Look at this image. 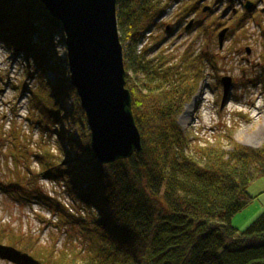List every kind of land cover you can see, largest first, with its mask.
I'll return each instance as SVG.
<instances>
[{
  "label": "trees",
  "instance_id": "obj_1",
  "mask_svg": "<svg viewBox=\"0 0 264 264\" xmlns=\"http://www.w3.org/2000/svg\"><path fill=\"white\" fill-rule=\"evenodd\" d=\"M116 4L126 88L132 95L142 151L100 165L70 77L48 58L52 44L45 48L52 35L63 38L61 24L40 0H0V40L55 73L51 85L45 80L47 69L28 73L37 83L30 92L29 122L38 127L42 139L55 136L61 153L53 154L43 143L34 156L40 173L64 185L77 213L87 212L82 218L53 203L55 228H69L66 233L72 238L76 228L82 238L78 246L67 244L59 252L41 255L31 239L23 238L0 245V257L16 264H264V212L243 231L232 224L233 217L254 200L250 185L264 177V145L243 146L227 131L213 144L192 146L177 118L201 82L199 56L186 52L179 64L170 65L162 55L147 59L145 50L137 54L144 32L168 4L163 0ZM29 22L35 23L33 28ZM73 94L76 101H70ZM69 101L72 111L65 110ZM65 119L75 128L61 127ZM224 140L231 143L229 150L223 147ZM10 155L18 165L16 154ZM25 167L28 179L38 178V172ZM17 172L15 182L0 185L14 188L11 194L17 193L19 199L25 191Z\"/></svg>",
  "mask_w": 264,
  "mask_h": 264
},
{
  "label": "rangeland",
  "instance_id": "obj_2",
  "mask_svg": "<svg viewBox=\"0 0 264 264\" xmlns=\"http://www.w3.org/2000/svg\"><path fill=\"white\" fill-rule=\"evenodd\" d=\"M163 1L168 4L167 9L144 32L137 46V54L145 50L147 59L162 55L170 65L179 64L186 52L199 56L196 60L199 66L201 63V82L177 118L191 145L213 144L231 131L235 142L250 148L262 147L264 0ZM246 3L253 5L248 11ZM240 20L243 22L240 23ZM18 21L23 23L21 19ZM29 24L33 28L35 23ZM224 30L228 31L221 45L218 37ZM57 36L52 35L45 48L52 44L54 50L50 51L48 58L52 64L63 67L69 76L64 32L63 38ZM49 68L46 64L37 65L25 51L0 40V184L15 182V174L19 171L23 178L20 183L25 191L24 198L18 199L17 193L11 194L14 188L0 185V245L6 246L23 238L31 239L33 249L41 255L52 250L59 252L67 244L78 246V238L82 239L74 227L71 230L74 238L67 235L66 229L69 228L63 231L55 228L57 214L53 203L64 205L82 218L87 215L85 210L76 212L62 183L57 184L40 173L41 165L34 157L41 152L43 143L49 146L53 154L61 156L56 137L49 140L44 135L42 139L38 127L29 122L30 92L36 89L37 83L28 73L40 74L43 69L48 72ZM224 77L232 80L226 100L222 83ZM45 80L53 84L55 73L49 71ZM75 96L73 94L70 101H76ZM70 101L66 103L65 110L72 111ZM67 119L61 122V127L75 128ZM222 144L227 150L231 148L228 140ZM63 148L68 149L69 145L64 144ZM10 152L16 154L18 165ZM62 159L66 160L64 156ZM27 164L38 172L37 179H28L25 171ZM40 192L42 197L38 195ZM249 194L254 195H251L254 200L232 219L233 226L240 231L264 212V177L250 185ZM0 264L16 263L0 257Z\"/></svg>",
  "mask_w": 264,
  "mask_h": 264
},
{
  "label": "water",
  "instance_id": "obj_3",
  "mask_svg": "<svg viewBox=\"0 0 264 264\" xmlns=\"http://www.w3.org/2000/svg\"><path fill=\"white\" fill-rule=\"evenodd\" d=\"M41 2L63 28L70 82L86 114L98 163L108 165L140 153L142 138L126 88L117 0ZM251 7L250 3L246 6ZM227 31L219 34L221 45ZM222 83L226 100L232 80L224 77Z\"/></svg>",
  "mask_w": 264,
  "mask_h": 264
},
{
  "label": "crops",
  "instance_id": "obj_4",
  "mask_svg": "<svg viewBox=\"0 0 264 264\" xmlns=\"http://www.w3.org/2000/svg\"><path fill=\"white\" fill-rule=\"evenodd\" d=\"M251 195H253V194H251ZM253 197H254V195H253Z\"/></svg>",
  "mask_w": 264,
  "mask_h": 264
},
{
  "label": "bare ground",
  "instance_id": "obj_5",
  "mask_svg": "<svg viewBox=\"0 0 264 264\" xmlns=\"http://www.w3.org/2000/svg\"><path fill=\"white\" fill-rule=\"evenodd\" d=\"M262 13V12H261ZM63 29V28H62Z\"/></svg>",
  "mask_w": 264,
  "mask_h": 264
}]
</instances>
